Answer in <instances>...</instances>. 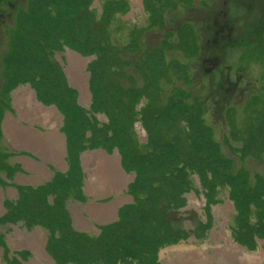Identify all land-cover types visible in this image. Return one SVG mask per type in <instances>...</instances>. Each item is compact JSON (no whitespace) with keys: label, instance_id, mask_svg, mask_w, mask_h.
I'll use <instances>...</instances> for the list:
<instances>
[{"label":"rangeland","instance_id":"374dc122","mask_svg":"<svg viewBox=\"0 0 264 264\" xmlns=\"http://www.w3.org/2000/svg\"><path fill=\"white\" fill-rule=\"evenodd\" d=\"M244 1L0 0V264H264Z\"/></svg>","mask_w":264,"mask_h":264},{"label":"flooded vegetation","instance_id":"af4514ba","mask_svg":"<svg viewBox=\"0 0 264 264\" xmlns=\"http://www.w3.org/2000/svg\"><path fill=\"white\" fill-rule=\"evenodd\" d=\"M231 1H233L234 3H237L239 5L244 6L245 10H247V11L249 10L248 9V5L250 3L255 2V1L247 2V1H244V0H231ZM227 2L228 1L224 2L225 6L227 5ZM255 3H257V2H255ZM253 10H255V11L257 10L256 13L259 14V15L261 14L264 17V8H263V6H260V4H259V7H257L256 9H253ZM249 11H252V10H249ZM257 14L255 16L256 18L253 17V22H250V24H253V27H252L253 30L251 32V38L249 36H247V38L248 37L249 38L246 40V44L250 43V44H252L253 47L256 46L257 48H264V18H263V20H260V19L257 20V17H258ZM243 27H247V25L243 24ZM223 28L224 27L222 26V28H220V29H223ZM218 30H219V25H218ZM221 32H224V30L218 31V33H221ZM229 32L231 33L230 30H229ZM237 33L238 34L242 33L240 35L244 34L241 30H239V28L237 29ZM220 36L221 37L218 38V45L221 42L220 43L221 46H219L218 48L222 49V50H224V48L226 49V47H230V44L233 45V47H240L241 46L240 44L245 42V40H239V38H237V40H235L233 42H230V41L227 42V40L229 38V34L228 35H220ZM218 66H219V60H218ZM238 81H239V79H237L234 83H229V82L226 81V84L228 86L227 89H229V87H231L230 89L233 92H235L238 89L237 88L238 83H239ZM230 89L227 90V92L230 91Z\"/></svg>","mask_w":264,"mask_h":264},{"label":"trees","instance_id":"16d2710c","mask_svg":"<svg viewBox=\"0 0 264 264\" xmlns=\"http://www.w3.org/2000/svg\"><path fill=\"white\" fill-rule=\"evenodd\" d=\"M32 86H34L33 84H32ZM34 89H35V87H34ZM90 92H91V94L94 96V94L92 93V90L90 89ZM55 93V92H54ZM40 95V94H39ZM55 96H57V94H55ZM74 98V97H73ZM55 100H57L56 98H54V101ZM48 103H54V104H58V103H56V102H48ZM59 105V104H58ZM58 108H60V110H62L61 109V107L60 106H58ZM93 109L95 110L96 109V106H94L93 107ZM146 109V108H145ZM62 112H64L63 110H62ZM140 114L139 115H141L142 116V114L144 113V107H143V109L139 112ZM63 114H67V112L65 111V113H63ZM65 116V115H64ZM90 147H93V146H90ZM90 147H86V149H90ZM94 147H96V146H94ZM103 149V148H102ZM104 150H106V149H104ZM106 151H109V150H106ZM123 163V162H122ZM124 170L128 173V171H127V169L126 168H124ZM132 193V190H131V188H128V193ZM252 205H256V204H252ZM259 205V204H258ZM260 205H263V204H260ZM260 207H263V206H260ZM121 211V210H120ZM121 212H123V211H121ZM121 212H119V214H118V217H119V215L121 214ZM107 229V228H106ZM263 238V237H262ZM157 249H158V245L156 244L155 245V247L153 248V250L155 251V253H156V251H157ZM48 251L50 252V254H52V252H51V250L50 249H48Z\"/></svg>","mask_w":264,"mask_h":264},{"label":"bare ground","instance_id":"6f19581e","mask_svg":"<svg viewBox=\"0 0 264 264\" xmlns=\"http://www.w3.org/2000/svg\"><path fill=\"white\" fill-rule=\"evenodd\" d=\"M133 1H134V3H139V0H133ZM70 56H71V54H70ZM71 58H72V61L75 60V61L78 62V59H79L78 57L75 56L73 58V55H72ZM35 248H36L35 251H40L41 250V246L40 245L39 246H35ZM249 259H251V258H249Z\"/></svg>","mask_w":264,"mask_h":264}]
</instances>
